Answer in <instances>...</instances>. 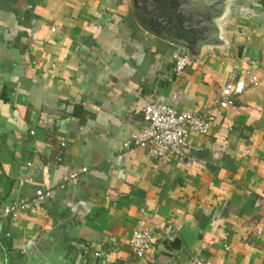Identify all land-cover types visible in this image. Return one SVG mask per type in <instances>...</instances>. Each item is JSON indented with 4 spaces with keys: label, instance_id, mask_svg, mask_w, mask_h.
I'll use <instances>...</instances> for the list:
<instances>
[{
    "label": "crops",
    "instance_id": "crops-1",
    "mask_svg": "<svg viewBox=\"0 0 264 264\" xmlns=\"http://www.w3.org/2000/svg\"><path fill=\"white\" fill-rule=\"evenodd\" d=\"M150 25L131 0H0V210L51 193L0 219V264H264L262 4L231 1L218 55L194 57ZM232 77L247 88L212 112L208 135L191 133L196 163L125 146L145 103L205 114ZM140 219L153 236L138 259Z\"/></svg>",
    "mask_w": 264,
    "mask_h": 264
},
{
    "label": "built area",
    "instance_id": "built-area-1",
    "mask_svg": "<svg viewBox=\"0 0 264 264\" xmlns=\"http://www.w3.org/2000/svg\"><path fill=\"white\" fill-rule=\"evenodd\" d=\"M191 58L188 54L173 55V67L171 73L165 75L167 82H172L173 77L181 74ZM257 79L252 77L249 84H255ZM247 88L245 79H232L225 83L219 93V99L214 102L209 112L205 114L191 112H177L162 100L145 103L141 110L143 127L131 135L130 141L126 142V147H143L146 155L151 159H159L166 156L177 160H187L196 163L197 159L193 156L199 152V147L190 142L191 133L197 135H208L213 126L214 116L212 112L224 110L234 106L235 98L240 96ZM82 174L86 172L83 169ZM80 176L72 173L64 179L69 185H76ZM49 190H37L31 199H22L4 206L0 210V219H14L21 214H25L37 203L44 202L50 197ZM144 214L143 211H141ZM259 232V230H257ZM153 228L145 220H139L132 232L128 246L132 255L138 259L144 258L151 250ZM116 244L115 239H111ZM186 264H212L210 261L201 259H189Z\"/></svg>",
    "mask_w": 264,
    "mask_h": 264
},
{
    "label": "water",
    "instance_id": "water-1",
    "mask_svg": "<svg viewBox=\"0 0 264 264\" xmlns=\"http://www.w3.org/2000/svg\"><path fill=\"white\" fill-rule=\"evenodd\" d=\"M133 8L154 25L149 29L184 47L194 57L204 49L218 55L225 46L221 22L229 12L232 0H131Z\"/></svg>",
    "mask_w": 264,
    "mask_h": 264
},
{
    "label": "rangeland",
    "instance_id": "rangeland-1",
    "mask_svg": "<svg viewBox=\"0 0 264 264\" xmlns=\"http://www.w3.org/2000/svg\"><path fill=\"white\" fill-rule=\"evenodd\" d=\"M261 4H262V8H263V15H264V0H260Z\"/></svg>",
    "mask_w": 264,
    "mask_h": 264
}]
</instances>
